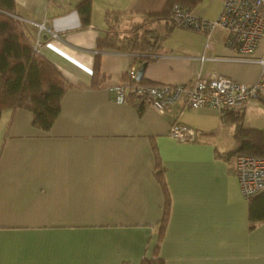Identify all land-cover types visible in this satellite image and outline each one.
I'll use <instances>...</instances> for the list:
<instances>
[{"label":"crops","instance_id":"1","mask_svg":"<svg viewBox=\"0 0 264 264\" xmlns=\"http://www.w3.org/2000/svg\"><path fill=\"white\" fill-rule=\"evenodd\" d=\"M12 1L13 17L70 87L47 131L27 110L1 113L0 264H139L153 255L166 196L164 264H264V194L242 196L236 158L226 155L235 147L234 122L207 107L160 114L136 99H111L143 63L141 85L192 86L199 76L253 84L264 79V38L244 58L226 46L223 30L207 46L202 34L148 22L166 0ZM85 1L91 21L82 27L77 6ZM223 1L201 0L192 13L214 20ZM135 26L154 44L150 53L95 48L110 34L131 36ZM97 55L103 80L93 87ZM261 104H249L244 129L264 130L246 119L264 116ZM174 125L192 129L194 140L172 139Z\"/></svg>","mask_w":264,"mask_h":264},{"label":"trees","instance_id":"2","mask_svg":"<svg viewBox=\"0 0 264 264\" xmlns=\"http://www.w3.org/2000/svg\"><path fill=\"white\" fill-rule=\"evenodd\" d=\"M200 2L201 0H166L160 12L146 14L145 19L149 20L148 22L165 20L172 27L177 28L171 20L173 6L179 5L192 12V9ZM77 8L81 26H89L91 21L90 2H81ZM13 15V1L0 0V116L5 110L24 109L32 114L33 125L36 128L47 131L56 119L60 110L61 97L70 85L63 79L55 66L34 51L32 41ZM108 18L110 16L106 14L105 20L108 21ZM135 28L138 27L132 28L131 36L122 39L111 34L104 39H98L95 48L99 51L150 53L154 44H151L150 38L145 36L146 33L137 34ZM91 78L93 87L100 85L103 80L99 70L98 55L94 58ZM133 99L138 100V106L143 108L140 97L131 96L127 102ZM227 119H231L236 125L235 147L226 154L227 158H236L239 155L264 158V130L244 129L242 126L243 117L229 115L225 119L221 118L224 122ZM162 174L163 170L158 165L155 176L167 194ZM249 201L251 202L252 199ZM167 218L168 199L166 196L165 212L157 227V244L153 255L150 259L143 258L139 264H164L158 257V250L163 240Z\"/></svg>","mask_w":264,"mask_h":264},{"label":"built area","instance_id":"3","mask_svg":"<svg viewBox=\"0 0 264 264\" xmlns=\"http://www.w3.org/2000/svg\"><path fill=\"white\" fill-rule=\"evenodd\" d=\"M171 20L177 28L202 34L207 46L212 33L223 30L227 32L226 46L248 58L264 38V0H224L214 20L198 18L187 9L174 5ZM40 46L39 41H35L34 51L38 53ZM136 72L135 68H130L125 81L112 88L111 99L114 102L121 104L131 96L140 97L142 107L152 108L160 114L176 106L191 111L207 107L216 110L222 119L229 115L243 117L251 102H264V79L244 85L221 76H199L192 86L170 87L141 85ZM169 135L179 142H192L195 132L174 125ZM234 170L239 189L246 200L264 194V158L239 155L235 159Z\"/></svg>","mask_w":264,"mask_h":264},{"label":"rangeland","instance_id":"4","mask_svg":"<svg viewBox=\"0 0 264 264\" xmlns=\"http://www.w3.org/2000/svg\"><path fill=\"white\" fill-rule=\"evenodd\" d=\"M261 106L264 107V104H261ZM246 119L250 120L248 123L251 125V127L254 126V128L264 129V116L260 115L258 118H256L255 115H252L248 118L246 117Z\"/></svg>","mask_w":264,"mask_h":264},{"label":"water","instance_id":"5","mask_svg":"<svg viewBox=\"0 0 264 264\" xmlns=\"http://www.w3.org/2000/svg\"><path fill=\"white\" fill-rule=\"evenodd\" d=\"M145 67H146V64L143 63V64L139 67V69L137 70V72H136V77H137V79H138L139 81H140V80L142 79V77H143V73H144ZM253 98L257 99V96H254Z\"/></svg>","mask_w":264,"mask_h":264}]
</instances>
